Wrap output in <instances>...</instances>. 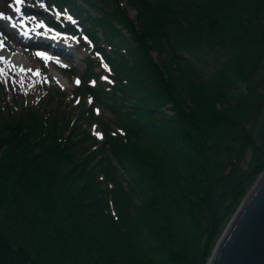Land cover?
Masks as SVG:
<instances>
[{
	"label": "rangeland",
	"instance_id": "1",
	"mask_svg": "<svg viewBox=\"0 0 264 264\" xmlns=\"http://www.w3.org/2000/svg\"><path fill=\"white\" fill-rule=\"evenodd\" d=\"M75 1L83 9L78 15L88 19L82 20L84 26L103 44L109 29L96 22L103 11ZM105 1L109 8L119 6L130 20L137 18L133 25L144 34L172 97L168 101L150 88L160 106L157 116L184 134L154 139L132 126L119 97L113 100L101 93V107H93V116L85 120V107L59 108L62 124L51 127L50 118L46 134L42 126L9 123L0 112L6 117L0 119V239L7 249L3 256L12 260L9 264H196L207 233L201 260L206 264L264 171V0H183L163 12L144 11L143 17L137 15L139 0L133 5L128 0ZM4 3L11 5L10 0H0ZM34 3L22 0L18 6L34 8ZM158 28L169 30L171 41L192 45L194 54L179 52L191 70L167 56ZM121 35L112 36L111 43L119 38L120 47L134 48L131 52L138 51L141 58L142 50L129 42L128 32L122 30ZM71 54L76 74L95 77L84 74L86 52ZM137 57H122L123 65L132 66ZM20 62L30 64L23 58ZM137 65L147 69L144 61ZM67 88L63 103L72 100L70 80ZM106 104L116 106L120 115ZM75 115L79 117L73 122ZM88 123L97 125L99 141L105 139L99 164L91 162L100 156L83 137L90 132ZM114 127L121 130L111 132ZM60 128L64 136L49 138ZM118 144L138 158L142 181L134 174L137 160L117 153ZM72 170L75 175L82 172L74 185L68 181ZM77 202L85 205L79 215L69 208Z\"/></svg>",
	"mask_w": 264,
	"mask_h": 264
},
{
	"label": "trees",
	"instance_id": "2",
	"mask_svg": "<svg viewBox=\"0 0 264 264\" xmlns=\"http://www.w3.org/2000/svg\"><path fill=\"white\" fill-rule=\"evenodd\" d=\"M97 1L104 4V6H106L103 0H97ZM85 2H87V0H85ZM128 2L130 5H133L134 3H136L135 0H128ZM183 2H184L183 0H156V1L155 0H139V3L141 4V6H140V10L138 11L137 15L138 16L140 15L143 17L144 15H146L145 12L146 13H149V12L159 13V11L163 12V11H166L168 8L170 9L173 6H178L179 3H183ZM112 13L116 17L120 18V21H122V23L124 24V27L127 29V31L130 32L131 38L135 42L136 48H140L142 50L141 58H138L136 55L138 51L134 50L131 52V50L134 48L129 50V54L135 55L137 57V60H136V63L133 64L132 66L125 67L123 69V73L125 74L124 79L126 80V83L121 84V90H119L120 96L122 97L124 102L128 103L132 107L130 112L127 114L129 120L132 123V126L134 125V126H137L138 128H141L139 129L140 132H142L143 130L150 132L152 136L155 137L154 139L156 138L165 139L167 137L171 138L172 136H173V139H175L176 136H179V134L183 135L184 133L182 130H180L179 128L178 129L172 128L171 126L164 124L162 117L157 116V114L160 111V106L155 102L154 93L155 92L158 93V91L161 92L162 94L166 96V99L168 101H171L172 97H171V94H167V85L165 86L162 82V78H161L162 69L160 67L159 62L156 61L154 63L153 59L151 58V55H150L151 47L148 46V44L146 43L144 34L140 31L139 26H138V31H136V28L134 27L133 23L129 21L128 19L124 18V16L121 13H119L117 10L113 11ZM109 19H113V18H111L110 16ZM135 22L138 23L136 17H135ZM153 22H155L154 19H153ZM109 29L112 30L114 33L119 32L114 25H109ZM158 29H159V34L163 35L162 43L166 45V47L164 48V51L168 54L167 56H170L171 59L176 60L179 63V66L181 65L186 70H191V69H188L190 64L179 52L185 51L187 54H192V53L194 54V49L192 45L182 43L180 40L171 41L169 37V34H170L169 30L165 28H158ZM141 61H144V63L147 65L146 70H141L142 68L140 69L139 66L137 65L141 63ZM135 70H139V71L135 73ZM150 88L153 89L155 92L151 90ZM100 92L101 91L96 92L95 98L97 102H99L101 98ZM172 102H173L172 104L174 105V107H176L177 104L174 101ZM109 108L114 112V114L118 116L120 115V112L117 111L116 106H111ZM32 121L34 122L35 127H38V126L43 127V123L40 122L36 117L32 116ZM18 126H23V125L18 124ZM127 129H129V127ZM46 132H48V129H45V134ZM140 132L138 134L142 135ZM61 134H63V131H61ZM61 134L55 135V134L49 133V138L56 139V138L62 137L63 135ZM132 138L136 140V137L134 135H132ZM159 143H160L159 141L156 142V145H159ZM111 145L113 146V143H111L110 146ZM116 147L121 149V150L118 149L119 152L117 151V153H120L123 158L127 157L133 160L138 159V158L137 159L134 158L133 157L134 155L129 153L130 150L125 149L123 145L118 144L116 145ZM107 154H108V151L105 155ZM113 154H114L113 155L114 159L116 160L117 155L115 152H113ZM25 159L29 161L28 157H26ZM137 163H138V160H137ZM36 164L38 167H40L41 165V163H36ZM85 165L87 166L88 162H86ZM138 166L139 167H134V174L142 181V178H144V175L140 172L142 171V169L139 163H138ZM74 172L75 170H72L68 174L69 177L71 178L68 181L73 185L75 184L76 181L79 180V177L80 179H82V172L79 173L78 175H75ZM91 188H92V184L90 185L89 189ZM67 189L69 190V186L67 187ZM67 189H65L64 191V196H66L68 193ZM79 196L80 194H77L76 197H79ZM69 208L71 209V211H74L77 215H79L81 211L85 212L84 203L77 202V203L72 204ZM80 229L86 234V236L89 239L91 240L93 239L97 242L98 245H101L99 240H97L91 234L89 235L88 233L89 231H87L85 227L80 226ZM6 251L7 249L5 245L0 239V264H9V262L12 261L11 259L9 260V258L7 260V258L3 256Z\"/></svg>",
	"mask_w": 264,
	"mask_h": 264
},
{
	"label": "water",
	"instance_id": "3",
	"mask_svg": "<svg viewBox=\"0 0 264 264\" xmlns=\"http://www.w3.org/2000/svg\"><path fill=\"white\" fill-rule=\"evenodd\" d=\"M205 233L196 264H201ZM206 264H264V171L241 201Z\"/></svg>",
	"mask_w": 264,
	"mask_h": 264
},
{
	"label": "snow or ice",
	"instance_id": "4",
	"mask_svg": "<svg viewBox=\"0 0 264 264\" xmlns=\"http://www.w3.org/2000/svg\"><path fill=\"white\" fill-rule=\"evenodd\" d=\"M22 2V0H15V3L16 4H20ZM17 10H19V9H17ZM4 18V16H3V14L2 13H0V19H3ZM40 27H43V25H40ZM3 47V45L2 44H0V48H2ZM37 55H40L39 53H37ZM101 67H107L105 64H103V61H101ZM102 79H107V77H102ZM77 84H79V81H77ZM89 102H91V101H89Z\"/></svg>",
	"mask_w": 264,
	"mask_h": 264
}]
</instances>
